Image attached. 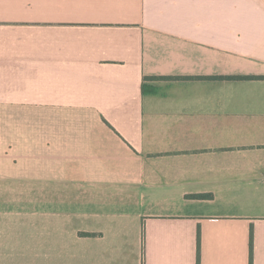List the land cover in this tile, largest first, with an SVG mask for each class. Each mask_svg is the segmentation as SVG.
Returning a JSON list of instances; mask_svg holds the SVG:
<instances>
[{"label": "crops", "instance_id": "1", "mask_svg": "<svg viewBox=\"0 0 264 264\" xmlns=\"http://www.w3.org/2000/svg\"><path fill=\"white\" fill-rule=\"evenodd\" d=\"M0 117V264H264V0H0Z\"/></svg>", "mask_w": 264, "mask_h": 264}, {"label": "rangeland", "instance_id": "2", "mask_svg": "<svg viewBox=\"0 0 264 264\" xmlns=\"http://www.w3.org/2000/svg\"><path fill=\"white\" fill-rule=\"evenodd\" d=\"M4 126H5V123H4V118L3 117H0V136H4V132H5V129H4ZM34 154H35V150H34ZM31 156H32V153H31ZM36 167H37V165H33V168L30 170V172H32V173H36L37 171H36ZM68 168H69V166H67ZM18 172V171H17ZM21 171H19V173H20ZM33 211H35V207H32V208H30V214H32L33 215V217H35V212H33ZM58 212H60L59 213V215H61L62 213L61 212H63V210L62 209H60V210H58ZM58 217H60V218H65L64 217V215H62V216H58ZM34 220H35V218H34Z\"/></svg>", "mask_w": 264, "mask_h": 264}, {"label": "trees", "instance_id": "3", "mask_svg": "<svg viewBox=\"0 0 264 264\" xmlns=\"http://www.w3.org/2000/svg\"><path fill=\"white\" fill-rule=\"evenodd\" d=\"M250 77V76H249ZM249 77H247V78H249ZM219 78H223V76L222 77H219ZM227 78H243V77H237V76H229V77H227ZM246 78V77H245ZM204 195H200V197H203ZM199 197V196H198ZM200 237V232H198V238ZM251 247H253V239L251 240ZM198 264H199V262H198Z\"/></svg>", "mask_w": 264, "mask_h": 264}]
</instances>
